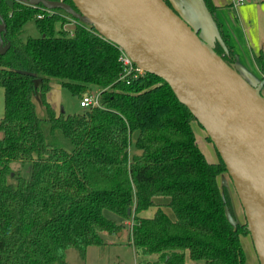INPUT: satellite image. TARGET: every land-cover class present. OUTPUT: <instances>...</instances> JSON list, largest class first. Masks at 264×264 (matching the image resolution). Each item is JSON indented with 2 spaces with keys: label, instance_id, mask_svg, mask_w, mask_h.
I'll list each match as a JSON object with an SVG mask.
<instances>
[{
  "label": "trees",
  "instance_id": "trees-1",
  "mask_svg": "<svg viewBox=\"0 0 264 264\" xmlns=\"http://www.w3.org/2000/svg\"><path fill=\"white\" fill-rule=\"evenodd\" d=\"M197 1L214 25L212 48L238 70L219 6ZM40 6L0 0V264H68L66 249L84 257L90 245L103 244L101 232L120 231L130 217V244L144 257L137 264H246V222L230 220L231 195L218 183L225 165L216 150L210 161L200 149L187 106L154 74L123 75L118 48L91 25L77 20L63 29L68 14ZM30 19L40 35L23 40ZM254 61L260 80L262 54ZM55 80L79 98L99 86L100 105L57 113L45 99ZM36 91L44 117L35 110ZM15 161L31 164L28 178L12 168ZM156 197L168 198L173 218ZM152 206L151 217L139 216Z\"/></svg>",
  "mask_w": 264,
  "mask_h": 264
},
{
  "label": "water",
  "instance_id": "water-1",
  "mask_svg": "<svg viewBox=\"0 0 264 264\" xmlns=\"http://www.w3.org/2000/svg\"><path fill=\"white\" fill-rule=\"evenodd\" d=\"M14 1L61 9L91 25L171 87L222 159L264 264V72L253 86L165 0H71L76 9L64 0H4Z\"/></svg>",
  "mask_w": 264,
  "mask_h": 264
},
{
  "label": "rangeland",
  "instance_id": "rangeland-1",
  "mask_svg": "<svg viewBox=\"0 0 264 264\" xmlns=\"http://www.w3.org/2000/svg\"><path fill=\"white\" fill-rule=\"evenodd\" d=\"M72 26V24H69L66 27L72 28ZM55 27L56 29H58L59 25L56 24ZM39 35L40 33L36 29L34 21L32 19L28 20L23 27L21 38L24 40L28 36L37 37ZM241 71H243V69H241ZM246 76L250 80H252L253 83H257L259 81L258 77H253L250 74H246ZM35 83L39 84V79H36ZM87 91L91 94H95L100 91V88L97 85H90L87 86ZM32 98L37 115L39 117H44L46 115V112L45 107L40 99L39 92L36 91ZM45 99L51 104L52 107H54L57 113L62 111L64 113H78L84 109V107H81L79 105V96L73 95L66 87H63L56 80L52 82V87L46 94ZM3 111L4 94L3 90L0 88V117L3 115ZM192 127L195 132L196 141L207 159L216 161L217 155L215 149L211 143L205 140L204 130L195 121H192ZM135 135L136 132L131 136V144L129 145L128 149L129 154L135 151V148L133 146ZM1 137L2 132H0V138ZM11 166L15 171H18L25 178L29 177L31 166L29 162L21 163L15 161L11 163ZM218 183L220 186H226L231 195L234 217H230V220L233 223H243L245 221L243 210L227 172H223L218 176ZM165 207V211L168 214L173 215L171 209L168 206ZM154 208V206L149 207L148 209L142 211L141 215L149 217L151 213H153ZM104 214L108 218H111L117 222L122 220V218L118 217L116 214L109 210H104ZM131 225L132 218L130 217L129 219L124 221V225L120 231L116 233L101 232L103 244L90 245L87 248L84 257L80 256L76 248L70 247L66 249V262L68 264H137V262L144 257L137 253L133 246L129 243L128 232L130 234ZM119 232H122V234H119ZM241 243L246 256V264H259L250 236L243 235L241 237ZM145 258L153 259V256H146Z\"/></svg>",
  "mask_w": 264,
  "mask_h": 264
},
{
  "label": "crops",
  "instance_id": "crops-1",
  "mask_svg": "<svg viewBox=\"0 0 264 264\" xmlns=\"http://www.w3.org/2000/svg\"><path fill=\"white\" fill-rule=\"evenodd\" d=\"M212 1L219 6L216 12L217 16L230 35L237 55L236 67L242 74L246 73L259 78L261 72L256 66L254 55L261 53L264 63V0H246L237 7L233 6V0ZM170 2L184 19L199 32L202 38L212 43L215 35L214 25L208 13L201 8L197 0H170ZM261 92L264 96V87ZM154 201H158L155 203L161 204L162 210L173 218V215L165 211L168 198L156 197ZM154 207L155 211L156 206ZM154 211L149 217L154 214ZM139 216L145 217L141 215V212Z\"/></svg>",
  "mask_w": 264,
  "mask_h": 264
},
{
  "label": "built area",
  "instance_id": "built-area-1",
  "mask_svg": "<svg viewBox=\"0 0 264 264\" xmlns=\"http://www.w3.org/2000/svg\"><path fill=\"white\" fill-rule=\"evenodd\" d=\"M246 0H233V6L237 7L241 4H243ZM34 6V5H33ZM38 6V5H36ZM47 14H52L54 11L53 9H48L40 6ZM43 14H38L37 17H41ZM68 19V23L64 24L63 29H71V27L67 28V25H73L75 22H77V19L73 18L72 16L64 15ZM119 50V61L121 62L122 68H123V75H127L130 73H134V76L138 74H143L144 71L137 67L131 59L128 57L126 52L119 46L115 45ZM79 105L81 107H89V106H99V92L95 94H91L88 91L84 92L82 96L79 98Z\"/></svg>",
  "mask_w": 264,
  "mask_h": 264
}]
</instances>
